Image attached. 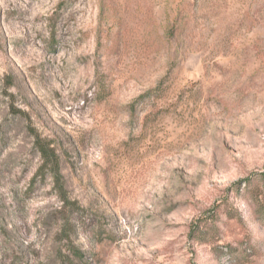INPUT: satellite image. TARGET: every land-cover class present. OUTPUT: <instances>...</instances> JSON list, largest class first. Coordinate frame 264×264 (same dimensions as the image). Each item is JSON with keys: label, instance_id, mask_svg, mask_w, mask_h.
I'll return each instance as SVG.
<instances>
[{"label": "rangeland", "instance_id": "374dc122", "mask_svg": "<svg viewBox=\"0 0 264 264\" xmlns=\"http://www.w3.org/2000/svg\"><path fill=\"white\" fill-rule=\"evenodd\" d=\"M0 264H264V0H0Z\"/></svg>", "mask_w": 264, "mask_h": 264}]
</instances>
